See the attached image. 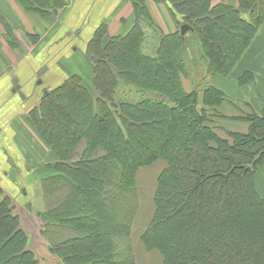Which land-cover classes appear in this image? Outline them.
Segmentation results:
<instances>
[{
    "label": "trees",
    "instance_id": "1",
    "mask_svg": "<svg viewBox=\"0 0 264 264\" xmlns=\"http://www.w3.org/2000/svg\"><path fill=\"white\" fill-rule=\"evenodd\" d=\"M12 1L40 16L63 6ZM129 1L134 18L126 33L110 37L101 23L84 43L90 85L76 75L53 83L27 115L54 156L55 188L63 193L44 212L34 214L30 200L24 203V220L13 197L0 201V264H42L31 248V228L55 264H136L130 238L139 180L156 167L152 217L136 236L146 254L161 264H264V195L257 184L264 107L256 112L238 98L235 107L217 83L257 35L264 0H162L175 23L169 34L161 33L144 0ZM182 25L191 28L184 36ZM0 31L16 49L2 17ZM196 59L204 62L201 76L189 75V61L199 67ZM252 82L249 71L236 77L240 86Z\"/></svg>",
    "mask_w": 264,
    "mask_h": 264
},
{
    "label": "crops",
    "instance_id": "2",
    "mask_svg": "<svg viewBox=\"0 0 264 264\" xmlns=\"http://www.w3.org/2000/svg\"><path fill=\"white\" fill-rule=\"evenodd\" d=\"M144 1L153 20L161 30L164 33L174 31L175 23L171 19L167 4H164L162 0ZM61 2L63 6L56 15L40 16L23 11L12 0H0V17L13 30L15 38L19 41L18 49L12 50L0 37V54L2 55L0 56V201L4 197H13L19 211L17 213L22 220L25 219V211H20L18 201L30 200L31 203H28L31 204L30 209L36 214V212H44L47 208L54 207L63 193L55 188L54 177L57 173L53 167H50L54 163V156L27 121L29 111L36 105L42 96L41 90L45 87L36 84L39 79L37 77L39 70L44 66L49 67L45 76L40 78L44 83L49 77L51 78L49 83L58 84L61 80L76 75L84 86L88 87L91 80V66L84 72L81 61H86L87 58L81 50H70L72 46L69 47V44L71 42L72 45L76 44L78 37L82 35L84 41H87L101 23L107 26V34L110 37L124 34L130 29L134 18L133 6L129 0H61ZM211 3L212 5L219 3L235 5L237 0H211ZM66 32L67 36H63ZM26 33L37 37L35 44H27L23 40ZM253 48L254 54L252 53ZM12 55L15 63L11 61ZM44 55L56 64L54 68L42 64ZM240 61H249V67L237 69L236 65L232 72L234 74L235 71L239 73L242 70L253 72L255 88L257 87L264 101V22ZM14 79H17V84L20 86L19 93L23 94L24 99L20 98L19 93H12L15 87ZM48 86L50 88L52 85ZM251 88L255 89L254 86ZM260 108L255 110L260 112L262 110ZM232 126L234 125L227 123L229 129H245L243 125ZM11 162L17 171L14 182L8 178ZM154 181L155 175L152 176L150 186L146 185L144 188L143 185L138 186L139 205L135 223L137 237L139 228L143 229L152 217L151 199ZM257 184L261 194L264 195V158L262 169L257 177ZM19 191L22 196L16 197ZM22 191L26 194L23 195ZM38 227L37 222L36 228ZM35 236L40 239L36 231ZM137 237L135 240L133 234L130 241L133 245L132 250L135 251V262L141 264L139 254L144 251L136 250V247L139 248ZM41 242L47 248V242L44 239ZM150 256L155 255L145 254V257ZM145 264L148 263L145 261ZM155 264H161L158 258Z\"/></svg>",
    "mask_w": 264,
    "mask_h": 264
},
{
    "label": "rangeland",
    "instance_id": "3",
    "mask_svg": "<svg viewBox=\"0 0 264 264\" xmlns=\"http://www.w3.org/2000/svg\"><path fill=\"white\" fill-rule=\"evenodd\" d=\"M154 19V18H153ZM157 24V23H156ZM22 29L24 28V27H21ZM13 31V30H12ZM162 32V34H169V33H171V32H169V33H164V31L163 30H161ZM20 32H22V30L20 29ZM26 32V31H25ZM158 33H160V31L158 32ZM67 32L63 35V36H67ZM26 35H30V34H27L26 33ZM26 35L23 37L24 39V41L27 43V44H30L29 42H28V40L26 39ZM0 36H1V31H0ZM77 37H78V35H76ZM155 37H157V35L156 36H149L145 41H144V44H145V46L147 47V50H146V52H151L152 51V49L150 48V45H153L154 43H155ZM1 38L3 39V40H5V38H3L2 36H1ZM151 38V40H149ZM16 39V38H15ZM17 40V39H16ZM78 41L76 42V44H73L72 45V42L69 44V40H67L68 42V44H69V47L70 46H72L71 47V49L70 50H72V51H74V50H81L83 53H84V55H85V57L87 58H85L86 59V61H81V63H82V68H83V71L84 72H86L87 70H89V68H90V66H91V64H90V60H89V58L86 56V54H85V49H84V43H85V41H84V36L82 35V36H80V37H78V39H77ZM17 42H18V46H19V41L17 40ZM77 43H79V45L77 44ZM8 45V44H7ZM9 46V45H8ZM10 47V46H9ZM149 47V48H148ZM11 48H13V47H11ZM77 48V49H76ZM17 49H18V47H17ZM13 50V49H12ZM64 50V49H63ZM13 52V51H12ZM19 53V51L17 52V54ZM252 53L254 54L255 53V51H254V48L252 49ZM0 56H2L1 54H0ZM60 56V55H59ZM192 56H194V57H197L198 55L196 54V51L192 54ZM88 60V61H87ZM11 61H12V63H15L16 61H15V58L13 57V55H12V58H11ZM195 61H197V63H198V65H199V67L197 68V66H195L194 64H191L190 62L191 61H189V67H190V71H189V75L190 74H193V75H203V74H205V68H204V62H202V61H199V60H195ZM42 62V64L43 65H49V66H51L52 68H54L55 67V65L56 64H53V62H52V60H49V59H47V58H45V55H44V58H43V61H41ZM248 62L249 61H237V69L239 68V69H241V67H242V69H247L248 67H249V65H248ZM250 62H252V63H255L254 61H250ZM54 65V66H53ZM43 69H46V72L41 76V78L42 77H44L45 76V74L47 73V71H48V69H49V67H46V66H44L41 70H39V72H38V74L41 72V71H43ZM245 71H248V70H242V71H240L239 73H236V71H235V74H234V72H232V73H230V75L229 76H227L226 78H224V79H221V80H219L217 83H218V86L220 87V88H222V89H225L226 91H227V93L229 94V96L234 100L235 98H238L239 100H241L242 101V103L243 104H247V105H250L251 107H252V109L254 110V111H256L257 109L256 108H263L264 107V101H263V99L261 98V96H260V94H259V92H258V89H257V87L255 88V86H256V82H255V75H254V73L253 72H251V71H249L250 72V75L253 77V82L252 83H246V84H241V86L240 85H237L236 84V77H238L242 72H245ZM53 72L55 73L56 71L53 69ZM207 74V73H206ZM188 75V76H189ZM192 78L193 77H191V80H192ZM48 79V81L46 82V83H44L43 81H41V84L40 85H38V86H41V87H43V86H45L44 87V89L43 90H41V94L43 95V93L42 92H44L47 88L48 89H52V88H49V86L48 85H52V86H54L53 85V82H50L49 83V79H51L50 77L49 78H47ZM231 83V84H230ZM230 85V86H229ZM251 86H254V88L255 89H253V88H251ZM47 87V88H46ZM189 86H188V90H189ZM40 94V95H41ZM41 98V97H40ZM237 101L236 100H234V102H233V105L235 106V107H240V104L239 103H236ZM260 108V109H261ZM256 109V110H255ZM257 112V111H256ZM158 170H159V168H158ZM157 170V167L155 168V169H153V170H145L144 172H142L143 174L141 175V177H140V180H139V183H140V185L139 186H141L142 187V185H143V188L146 186V185H148V186H150V184H151V182H152V176H154L155 174H156V171H158ZM147 186V187H148ZM22 190H25L24 188H22ZM26 191V190H25ZM28 193V192H27ZM18 196H22L21 195V191H19V193H17L16 194V197H18ZM26 202H28V199L27 200H25V199H22V200H20V201H18V203L19 204H17L18 206H20L19 208H20V211H23L24 210V207H23V204L24 203H26ZM139 225V222L137 223V226ZM32 229V241H31V248H32V250L33 251H35V253H36V255L38 256V258H39V260H40V258H41V260H42V264H55L56 263V259H54L53 260V258L52 257H50L49 255H48V253H46V256L44 257V255H45V253H44V250L45 249H47L46 247H45V245L40 241V239L39 238H36L35 236H34V229L33 228H31ZM137 234V233H136ZM136 235L134 234V238H136L135 237ZM138 245V244H137ZM41 246V247H40ZM139 246V245H138ZM136 250L137 251H141V247L139 246V248L138 247H136ZM46 252V251H45ZM145 252H142L141 254H139V257H140V263L141 264H145V261L148 263V264H155L156 262H157V258L155 257V256H150V257H145V254H144Z\"/></svg>",
    "mask_w": 264,
    "mask_h": 264
},
{
    "label": "water",
    "instance_id": "4",
    "mask_svg": "<svg viewBox=\"0 0 264 264\" xmlns=\"http://www.w3.org/2000/svg\"><path fill=\"white\" fill-rule=\"evenodd\" d=\"M188 31H191V28H190L188 25H182V26L180 27V35H181V36H184ZM45 72H46V69H43V71H41L39 74H37V77H38V78H41V76H42ZM13 84H14L15 87H14V89L12 90V93H16V92L19 93V91H20V86H18V84H17V79H14V80H13ZM36 84H37V85H40V84H41V81L38 80V81L36 82ZM19 96H20L21 99H24V96H23V94H22L21 92L19 93ZM16 173H17V171H16L15 167L13 166V163L11 162V169H10V172H9V175H8V178H9V180H10L11 182H14V181H15ZM22 194L24 195V194H26V192H25V191H22ZM29 206H30V205H29Z\"/></svg>",
    "mask_w": 264,
    "mask_h": 264
}]
</instances>
